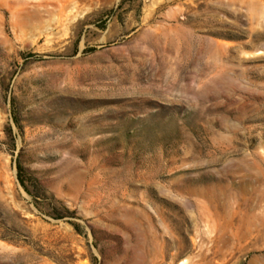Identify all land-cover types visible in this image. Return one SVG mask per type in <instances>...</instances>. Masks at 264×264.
Segmentation results:
<instances>
[{
  "label": "rangeland",
  "instance_id": "1",
  "mask_svg": "<svg viewBox=\"0 0 264 264\" xmlns=\"http://www.w3.org/2000/svg\"><path fill=\"white\" fill-rule=\"evenodd\" d=\"M0 264H264V0H0Z\"/></svg>",
  "mask_w": 264,
  "mask_h": 264
}]
</instances>
